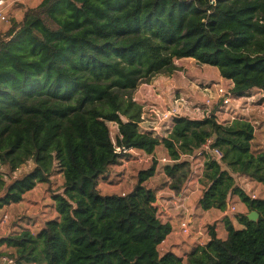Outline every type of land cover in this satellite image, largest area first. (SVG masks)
<instances>
[{"label": "trees", "instance_id": "trees-1", "mask_svg": "<svg viewBox=\"0 0 264 264\" xmlns=\"http://www.w3.org/2000/svg\"><path fill=\"white\" fill-rule=\"evenodd\" d=\"M186 57L216 67L235 97L264 91V0H40L0 28V210L51 183L56 168L64 177L52 193L57 216L37 232L21 226L1 235L0 246L11 249L5 256L16 264H264V196L237 181L264 184L255 123L243 116L220 122L212 113L176 116L163 136L140 128L133 91ZM110 122L118 125L116 140ZM209 140L223 157L205 158L200 207L225 211L238 196L260 217L236 213V228L225 215L227 236L211 226L207 243L186 258L161 252L172 226L147 184L157 161L138 171L125 194L103 192L100 180L127 154L117 147L154 155L163 145L170 158L163 169L179 192L190 156ZM27 163L33 166L13 175Z\"/></svg>", "mask_w": 264, "mask_h": 264}, {"label": "rangeland", "instance_id": "rangeland-1", "mask_svg": "<svg viewBox=\"0 0 264 264\" xmlns=\"http://www.w3.org/2000/svg\"><path fill=\"white\" fill-rule=\"evenodd\" d=\"M175 63L177 64V68H175L173 72H159L148 78L142 79L138 87L133 91V99L142 107L139 125L143 131H152L155 135L161 136L168 133V129L164 127L170 124V121L165 120V115L170 110L180 111L183 115L202 117L203 114L198 108H204L208 97L212 95V111L217 112L218 116L216 115V117L218 121L227 122L235 116H243L250 119L255 123L256 128L254 145L258 148L264 147V91L253 89L246 95L236 97L231 103L223 105V99L219 98L217 90L221 88V86L229 88L233 84L230 80L221 77L216 67L187 57L175 59ZM197 110L199 112H197ZM155 126L158 128L156 129ZM110 128L112 137L116 140L118 135L117 123L110 122ZM156 131H158L159 134L155 133ZM163 157H169L163 145L158 146L154 155H148L143 152L124 154L122 155L123 160L133 159L134 161H138V165L133 167L134 174H129V176L125 178L123 177L124 169L121 167L122 165H115L112 167L114 170L112 169L111 178L102 179L105 180V184L99 187L103 192L125 194L134 186L137 179L136 173L138 174L139 169L148 168L154 161H157V171L149 180V184H152L155 188H162L164 191L163 194L165 195L167 191L172 189V178L169 177L163 169V165L168 163L162 161ZM190 159L192 162L190 165L191 172L181 185L182 188L180 190L186 195H191L190 202L187 200V202L182 205L177 191L172 189L176 192V203H178L176 207L180 213L170 217L181 218L184 215H188V217L191 216L194 226L195 224L199 225L202 223V230L210 231V227L215 226L214 223L217 220H214V213L212 211H204L205 209L201 208L199 205V197L202 195L205 186L201 180L203 177L204 157L196 153L195 156H190ZM32 166V163H27L13 173V175L15 176L24 172ZM3 170L6 172L9 171L5 167H3ZM193 180H195V183H192ZM63 181L64 177L61 170L56 168L52 175L51 183H40L29 191V196L25 199L28 208H17L10 205L2 208L0 210V235H6L19 230L21 224L18 222L24 223L23 225L37 232L41 227L40 224H43L47 218L53 216L55 204L52 193L60 189ZM237 181L251 195L255 194L260 196L262 194L263 187L259 186L258 181L241 175L238 176ZM190 185H193V187ZM163 198L165 197H161V199ZM182 206L185 209L180 210L179 207ZM235 206L237 208L236 204ZM238 212V208L232 210L230 207L227 215L235 217V214ZM159 215L160 217H164L167 213L160 207ZM202 218L203 222H201ZM159 249L161 252H164L161 244Z\"/></svg>", "mask_w": 264, "mask_h": 264}, {"label": "crops", "instance_id": "crops-1", "mask_svg": "<svg viewBox=\"0 0 264 264\" xmlns=\"http://www.w3.org/2000/svg\"><path fill=\"white\" fill-rule=\"evenodd\" d=\"M39 1L40 0H10L8 3V6L6 8L8 20H5V21L0 20V28H7L9 26L11 18H16V19L22 18L26 9L29 7L37 5ZM197 112H199V111L197 110ZM192 117H196V116H192ZM196 118H199V117H196ZM157 128L158 127H156V129ZM164 128H167V127L165 126ZM155 133L159 134L158 131H156ZM166 134L167 133H165V135ZM160 146H162V145H160ZM137 150H138L137 152L146 153L145 151H143L141 149H137ZM156 151H157V149H156ZM166 152H167V150H166ZM137 162L138 161H136V160L134 161L133 159H131V160L124 159L123 160V158H121L120 161L116 165H118V164L122 165L121 167L124 169L123 177L127 178L129 176V174H134L133 173V171H134L133 167H136L138 165ZM136 175H137V173H136ZM111 176H112V174H111ZM111 176L109 178H111ZM149 180L147 182L148 186L155 188L154 186H152V184L151 185L149 184L150 183ZM167 180H168V178H167ZM192 183H195V180H193ZM102 184H105V180H100L99 186L102 187L103 186ZM258 184H259V186L263 187V191L261 192L262 194L260 196H264V185H262L259 182H258ZM190 186L193 187V185H190ZM156 188H157V195H158V199H157L156 204L158 205V209L160 210V207H161V209H163L165 211V213H167V215H165L164 217H161V218L164 222H169L172 226V231L170 232V234H168L166 239L161 243V246L163 247L164 252L171 250L174 253H176L177 255L183 256L186 258L185 254H187L195 245L207 243V241L210 239V232H209V230L203 231L202 230V223H200L199 225L195 224V229L193 230L191 235L186 236V235L181 234V232L179 230L180 218L179 217H176V218L170 217V216L177 215V213H180V211L176 207V205H177V203H176L177 202L176 201V192L174 190L170 189L164 195L163 194L164 191L162 188H158V187H156ZM113 191H115V190H113ZM105 193H111V192H105ZM28 196H29V192H27L25 194V197L21 202L11 204L10 206H14L17 208H23V207L28 208V204L25 201V199ZM161 197H165V198L161 199ZM190 197H191V195H187V199L185 202H187V200H189V202H190ZM200 197H199V199H200ZM235 204L237 205V208L239 211L238 213L248 214L250 212L248 210L247 206L240 200V198L238 196L232 197L231 201L228 204V209L225 211L221 210V209H217V208L204 210V211H212L214 213V220L215 219L217 220L214 223L215 224V231H216L218 237H220V238H225L228 234V231L226 229L223 218L225 215L228 214L229 208L231 206H234L236 208ZM53 211H54L53 212L54 214L50 218H53V217L57 216V214H58L56 211L55 205H54ZM197 212H200V211H197ZM47 219H49V218H47ZM231 219H232L236 228L242 227V225L239 223V221L235 217H231ZM45 221H44V223H45ZM201 222H203V218H202ZM18 223L21 224V226H26V225H23L24 223L22 224V222H18ZM44 223L43 224L38 223V224H40L42 227L44 225ZM14 231H15V229H14ZM10 251H11V249L9 247H7L6 245L0 246V264H8V263H5L4 257L6 255L5 252H10Z\"/></svg>", "mask_w": 264, "mask_h": 264}, {"label": "built area", "instance_id": "built-area-1", "mask_svg": "<svg viewBox=\"0 0 264 264\" xmlns=\"http://www.w3.org/2000/svg\"><path fill=\"white\" fill-rule=\"evenodd\" d=\"M9 1L10 0H0V20H3V21L8 20L6 8L8 6ZM231 87H232V85L229 88H225V87L221 86V88H219L217 90V93H219V98L223 99V101H222L223 105L229 104L233 100L236 99V97L232 95ZM212 97H213L212 95H210L208 97V99L204 105V108H200V107L198 108V110H201V112L203 114L202 117L210 116V115H212V113H214L215 116L216 115L218 116L216 111L215 112L212 111V103H211V101L213 99ZM180 115H183V114H181L180 111H177V110H170L165 115V120L170 121V124H168L166 126L168 131H169V129L172 128V126L174 124L175 117L180 116ZM210 143H211V140H209L204 145V147L202 149H199V151H197L196 153H198L199 156L204 157V161L208 155L213 156L214 158L220 160L223 157V151L217 147L211 148ZM117 151L118 152L123 151L125 153H136L138 150H137V148L117 147ZM162 161L163 162H170V158L169 157H163ZM203 169H204V163H203ZM177 194L179 196V199L182 202L181 204L184 205V203L187 199V195L183 191L177 192ZM252 196L257 197V195H255V194H253ZM179 208H180V210L185 209L183 206L179 207ZM231 209L235 210L236 208L234 206H231ZM185 216L186 215L182 216L179 220V230H180L181 234L188 236V235L192 234L195 226L192 224L191 216L190 217H188V215L186 217ZM4 260H5V263H8V264H16L15 261L13 260V258L5 256Z\"/></svg>", "mask_w": 264, "mask_h": 264}, {"label": "water", "instance_id": "water-1", "mask_svg": "<svg viewBox=\"0 0 264 264\" xmlns=\"http://www.w3.org/2000/svg\"><path fill=\"white\" fill-rule=\"evenodd\" d=\"M248 218L252 221H257L260 217V214L256 210H252L247 214Z\"/></svg>", "mask_w": 264, "mask_h": 264}]
</instances>
